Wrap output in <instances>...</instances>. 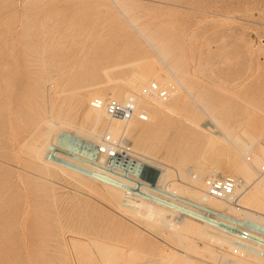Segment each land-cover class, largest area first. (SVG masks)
<instances>
[{"label": "rangeland", "instance_id": "374dc122", "mask_svg": "<svg viewBox=\"0 0 264 264\" xmlns=\"http://www.w3.org/2000/svg\"><path fill=\"white\" fill-rule=\"evenodd\" d=\"M105 1L106 3L109 1L110 5L104 3ZM114 1L0 0V125L3 119L1 111H5L8 105L6 110L11 111L10 120L15 136L25 137L27 143L39 135L36 122L39 119H49L55 112L59 114V116L55 114L56 118L61 116L66 122L68 120L70 123L68 130L79 127L81 125L79 122L83 123V118L90 109L84 97L91 90L80 93L77 88L88 83H84L87 77L98 78L102 66L109 65V62L112 64L113 60L116 62L122 51L124 56L128 53L126 57L129 59L136 57L139 45L137 43L133 45L135 41H130L133 34L137 40L138 38L141 40L139 41L141 44H145L143 49L149 55V61L164 68L162 70L160 66L163 74L168 72V75L179 77L183 83L185 82V88H195L192 89L194 92L191 91L200 93L199 99L192 100L198 111L203 113L204 109L216 111L219 107L222 110L223 103L229 107L225 106L224 110L233 114L229 116L230 122L227 121V127H233L232 134L237 132L236 121L240 116L247 114L257 116L261 109H264V0H117L115 2L121 6L120 10V6ZM98 3H101V7ZM102 4L103 6L106 4L109 9L102 7ZM110 6L117 8L115 7V11L114 8L110 10ZM127 10L132 21L126 17ZM111 11L115 13L112 14ZM115 14L119 19L122 17V20H117L118 17L113 16ZM137 30L148 34L156 48H151L138 37ZM43 40L48 45L45 46L44 60L40 53L44 49ZM61 44L68 47L67 51ZM71 51L76 53L74 59L67 53L70 54ZM124 56L121 53L120 57L126 58ZM44 67L55 73L51 75L52 83L46 80L48 72L43 69ZM57 70H61L59 74L56 73ZM127 70L123 68L115 72L114 76L122 75V72ZM79 71H83L87 76ZM89 71L96 72L92 75L93 72ZM234 79H237L236 84ZM75 80H78V83H74ZM196 80L204 81L200 84L196 82L197 87H193ZM92 81L94 79L90 82ZM186 82L188 84L192 82L193 86L190 84L192 88L187 87ZM184 89L181 93L186 92L184 95L188 96L187 89L186 91ZM231 90L237 91L239 96L230 95L228 91ZM78 96H84L83 100L79 98L80 101H77ZM218 99L222 100L221 103ZM214 100H217L218 105ZM55 107L57 108L54 109ZM49 109L54 111L50 112ZM216 113L215 116H218ZM69 118L73 120V124L74 122L77 124L71 125ZM171 118L175 122L169 119L168 122L164 121L166 124L162 123L167 125L166 127L163 125L165 129L171 127L168 131L164 130L161 124L156 125L157 119L154 120L155 124L152 121L145 122L146 126L136 120L134 124L135 127L139 126L137 127L139 129H151V126L154 129L155 126L159 127V130L169 132L168 135L167 132L166 134L160 132L161 142L159 140L158 144L160 149L154 154L156 158H162L171 152L177 160H181L179 157L182 156V159L186 160L196 158L197 154L191 146L189 147L186 136L180 137L177 134L178 128L175 124L177 117ZM1 129L2 125L0 134L3 133ZM0 138L3 140L1 143H4L6 133L0 135ZM147 138L148 141L155 139L154 136H146V140ZM133 139L129 131L123 142L133 145L135 142ZM42 141L43 139L39 140L40 143ZM27 143L15 149L8 148L3 152L0 150V157H4L3 153L9 156L8 164L5 162L6 167L3 169L9 170L7 183H12L9 186L4 185L2 182L5 177L0 178V264H95L94 258L91 261L88 258V252H80L71 245V241L74 240L90 245L91 239L122 248L123 257L118 264L141 262L147 264L151 259L150 246L173 250L174 245L163 243V239L157 238L142 219L139 217L132 219L127 213L124 216V212L118 209L115 202L100 192L90 190L86 184L82 185L84 181L78 176L55 172L56 174L52 173L48 180V176L44 178L39 175L30 157ZM170 147L174 151H171ZM2 162L0 159V165ZM3 169L0 174L3 173ZM108 201H112V204H108ZM195 241L199 244L197 240ZM94 246L90 245L91 254L100 255ZM131 248L133 254L129 251Z\"/></svg>", "mask_w": 264, "mask_h": 264}, {"label": "bare ground", "instance_id": "6f19581e", "mask_svg": "<svg viewBox=\"0 0 264 264\" xmlns=\"http://www.w3.org/2000/svg\"><path fill=\"white\" fill-rule=\"evenodd\" d=\"M102 1L100 0V2ZM115 1L114 3L120 6ZM108 3L109 1L106 4L110 5ZM100 4L99 7H101ZM106 4L104 6L102 4V7L108 8ZM115 7H111L110 10L114 8L113 10L115 11L117 8ZM120 9L121 6L119 7ZM114 11H111L112 14L115 13ZM128 12L127 10V13H125L126 17L129 21H132V18L129 17L131 15H128ZM113 16L116 17L117 14ZM117 20H122V17L120 19L118 17ZM117 20L115 19V21ZM136 32L138 33L137 36L142 38L147 45L151 48H156L152 44L153 39L151 41L148 34L142 30H137ZM132 37L130 41H135L133 45L136 43L139 45L138 51L135 53L136 57L129 59L126 57L128 53L126 52L127 54L124 56L122 51V55L126 58L120 57L121 53L120 56L118 55L119 57H117L118 53L116 56L114 55L117 57L116 62L113 60L114 63L112 61V64L109 62V65H103L100 70V75L102 76L98 75V78L87 77L86 80L82 78L83 81L85 80L84 83H88L79 86L77 88L78 92L91 90L87 96H83L90 105V109L87 112L85 111L84 121L82 120L84 124L79 122L81 123L79 127L68 130L67 127L70 125L68 120L66 122L61 116L60 118H56L55 114L56 116H59V114L55 112L54 116L49 119H39L36 122L39 135L37 138L33 137L27 143L25 142V137L15 136L12 121L10 120L12 117L11 111L6 110L9 107L7 105L6 109H4L5 111H1L3 118L1 120V130H3V133H6V140L4 143H1L3 140L1 141L0 138V150L3 152V150L8 148L15 149V147L27 143L31 154L30 157L39 175L44 176V178L48 176L49 178L52 173L55 175L58 172L78 176L84 181H82L84 183H81L82 185L86 184L90 190L100 192L105 197L107 196V199L110 198L113 203L115 202L118 209L124 212V216L130 214L129 217L132 219L139 217L146 225L148 224V227H151L149 229L155 233L157 238L163 239V243L174 245L173 250L163 249L159 246H150L151 259H147L149 260L147 264H264V175L259 171L260 165L264 162V109H261L260 114H257V116L242 114L243 116H240L238 121H236L237 129L235 130L237 132L232 134L233 127H231L232 130L230 127H227V121H229V116H233V114L231 111L224 110L229 108L228 106L223 103L224 109L222 107L221 109L224 111L220 110V107L216 111L208 109H204V113L198 111L192 100L197 99L200 93L197 92L198 95L196 92L193 93L192 89L195 88L191 87L193 86L192 82L190 83L191 86L186 82V86H190L192 89L185 88V82L183 83L179 77L171 76V74L168 75V72L167 74H163L162 70L164 68L160 64L157 65L149 61L150 57L143 49L145 47L143 45L145 44H141V40L139 38L137 40L134 34ZM42 43H44V49L40 53L44 60L45 57L43 56L46 53L45 50L48 45L45 41ZM61 45L67 51L68 47H65V44ZM67 53L72 58L76 57V53L74 54L72 51L70 54L69 52ZM121 59L125 60L121 61ZM58 65L59 67L61 66L59 62ZM45 66H47L46 62ZM71 67L73 68V66ZM123 68H127L128 70L122 72V75L114 76L115 72ZM43 69L45 70L46 68L44 67ZM46 70L48 72L46 80L52 83L53 78L51 75L55 73H51L49 69ZM59 71L57 70L56 73ZM79 72L78 74L83 73V71ZM87 72L85 73L88 74ZM89 72H93V75L96 71ZM83 75L87 76L84 73ZM93 79L94 81L90 82ZM77 81L75 80L74 83ZM202 81L196 80L193 87L196 86V82L200 84ZM233 81L234 84L237 83V79ZM62 87L64 88V85ZM181 87L187 89L188 96L184 95L186 92L181 93L184 89ZM238 91L240 90L238 89ZM70 93H67V95ZM228 93L235 97L239 96L237 91L231 90ZM83 97H76L77 101H80ZM94 99L102 101L114 99L120 103L131 99L135 107L134 115L129 119L113 118L106 113L103 106H94L92 104ZM221 101L218 99L219 103ZM216 104L218 105L217 102ZM216 104L215 106L217 107ZM211 107L213 106L211 105ZM208 108L210 109V107ZM51 110L49 109L48 111L51 112ZM60 111L59 113H61ZM139 113L145 114L146 120H140L138 118ZM215 113L218 116H215ZM62 116H64V113ZM168 117L172 121L174 120L171 117H177L175 119H178L179 122L178 120L177 122L180 124L177 126L178 123H175L178 128L176 129L177 134L180 137L186 136L189 147L191 146V149H194L197 154L196 158L186 160L182 159V156L179 157L181 160H177L171 155L174 154L171 152L174 151L171 147L169 148L171 149V154L168 153L162 158L154 156L155 153H158V149H160L158 145L161 142L160 132H164L162 131L163 129L167 131L168 129L171 130L170 126L173 127V125H168L170 128L167 127L168 129H165L167 125L163 124L165 127L162 125L164 121H167L166 118ZM156 119L158 120L156 125L161 124L163 129L159 130V127L155 128V126L152 129L153 126L151 124L149 125L152 127V130L150 128L139 129L137 128L139 126L135 127L134 124L136 120L137 122H143L144 124H139L146 126L145 122H154ZM172 121L170 122L172 123ZM71 122V125L77 124L76 122L73 124V120ZM69 127L71 128V126ZM129 131L135 139L133 145H127L123 142ZM149 135L151 137L154 136L155 139L148 141L147 138L146 140V136L150 137ZM162 135L165 136L164 134ZM42 139L43 141L40 143L39 140L41 141ZM66 139L76 140L78 147L72 148L68 146ZM81 146L84 148L81 149ZM99 146H105L106 151L100 152ZM89 147H92V155L87 152ZM109 151L113 152V156L109 155ZM3 156L0 157L1 161H3V164L1 163L0 165V171L3 167H6L5 162L8 164L9 159L6 153H3ZM26 156H29V154H26ZM191 156L193 157V155ZM4 171L0 174V178L5 177L2 184L6 185L8 184L7 173L9 170L5 168ZM217 176L228 178L233 182L232 193L228 196L217 198L207 193V182ZM4 196L8 197L7 195ZM171 240L175 242L173 243ZM195 240L199 244H196ZM89 243L91 246L95 245L97 247V251L99 250L98 254L100 255L97 256L96 253L94 255L91 254L90 245H85L82 241H71V245L75 246L77 250L79 249L80 252H88V258H90V261L94 258L95 264H118L123 257V249L118 246L91 239ZM130 250L132 251L133 249L131 248ZM140 264L143 263L141 262Z\"/></svg>", "mask_w": 264, "mask_h": 264}, {"label": "built area", "instance_id": "2783aa9c", "mask_svg": "<svg viewBox=\"0 0 264 264\" xmlns=\"http://www.w3.org/2000/svg\"><path fill=\"white\" fill-rule=\"evenodd\" d=\"M92 104L96 107L103 106L106 113L113 118L129 119L134 115L135 112L134 103L132 102L131 99L127 100L124 103H120L114 99H107L105 101H102L100 99H94L92 101ZM138 118L140 120H146V115L143 113H139ZM66 141L68 146L72 148L78 147L77 145L71 146L70 141L68 139H66ZM82 148L84 147L81 146V149ZM99 151L105 152L106 147L99 146ZM87 152L90 155H92L93 154L92 147H89L87 149ZM108 153L110 156H113L112 151H109ZM259 171L262 175H264V162L260 165ZM207 184H208L207 193L217 198L228 196L229 194L232 193L234 187V184L230 179L221 176L212 178L207 182Z\"/></svg>", "mask_w": 264, "mask_h": 264}]
</instances>
